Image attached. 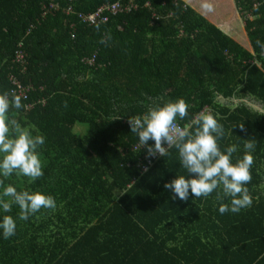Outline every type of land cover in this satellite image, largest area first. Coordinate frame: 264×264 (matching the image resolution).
Returning a JSON list of instances; mask_svg holds the SVG:
<instances>
[{
  "label": "trees",
  "instance_id": "1",
  "mask_svg": "<svg viewBox=\"0 0 264 264\" xmlns=\"http://www.w3.org/2000/svg\"><path fill=\"white\" fill-rule=\"evenodd\" d=\"M116 1L0 0V92L12 90L11 77L30 88L9 115L45 137L42 177L0 179L51 194L57 205L26 221L16 205L0 210V220L17 218L14 236L0 230V264H264V50L256 44L264 42V0H135L137 10L111 16L99 31L67 14ZM234 12L252 50L223 27ZM149 97H183L184 126L212 110L225 129L221 149L239 145L233 160L255 139L250 207L221 214L231 198L217 201L216 192L173 199L164 184L188 178L175 148L148 157L143 171L147 149L135 148L128 120ZM77 124L88 125L85 135Z\"/></svg>",
  "mask_w": 264,
  "mask_h": 264
},
{
  "label": "clouds",
  "instance_id": "2",
  "mask_svg": "<svg viewBox=\"0 0 264 264\" xmlns=\"http://www.w3.org/2000/svg\"><path fill=\"white\" fill-rule=\"evenodd\" d=\"M205 7L209 11L212 8L211 4ZM96 29L99 31V23ZM107 39H102L101 43H107ZM256 44L264 50V42L258 39ZM22 107L21 96L15 90L0 92V176L7 178L15 172L35 181L44 174L38 149L45 143V137L33 135L31 130L21 127L15 118L10 117V109ZM189 108L183 97L175 100L149 97L146 111L128 120L131 132L138 136L139 146L146 147L148 157L157 154L166 157L172 148L178 151L180 164L187 171L188 178L177 175L166 182L164 188L173 192V199L181 201L188 200L189 191L195 198H207L213 192H216L217 201L230 197V203H220L221 214L238 213L250 207L253 197L246 185L252 179L255 139L245 140L243 155L233 160L239 145L229 144L221 149L219 142L225 136V129L209 108L193 116L187 126H181L180 121L189 115ZM258 111L264 113V110ZM239 127L244 130L243 123ZM149 140L154 141V146L148 144ZM3 186L4 180L0 179V187ZM14 205L19 208L18 219L23 221L41 209H55L57 206L51 194L40 190L18 191L8 184L0 192V210L10 213ZM16 229L17 218L4 215L0 220L3 237L14 236Z\"/></svg>",
  "mask_w": 264,
  "mask_h": 264
},
{
  "label": "built area",
  "instance_id": "3",
  "mask_svg": "<svg viewBox=\"0 0 264 264\" xmlns=\"http://www.w3.org/2000/svg\"><path fill=\"white\" fill-rule=\"evenodd\" d=\"M147 7H150V4H146ZM51 8L57 9L58 6L55 4H51ZM138 9V5L136 4L135 0H117L114 3H108L101 7H99L96 11L91 13H76V11L73 9V7H70L67 9L68 15L77 14L78 18L84 23L89 26H93L96 24H103L107 23L111 16H115L119 13H130L132 11H135ZM46 14V13H45ZM156 18V17H155ZM96 55H94L91 58L86 59V63L89 65H94ZM24 59V55L21 52H18L17 54V60L21 61ZM11 84L13 86L12 90H15V92L21 96V100H28L30 96V88H26L21 82H19L17 79L11 77ZM32 108V104H27L25 109L30 110ZM184 126V125H181ZM135 146V148H137ZM159 155L157 154L155 157L157 158ZM150 163V159L146 155V164L142 165V169L145 172L148 168V165Z\"/></svg>",
  "mask_w": 264,
  "mask_h": 264
},
{
  "label": "rangeland",
  "instance_id": "4",
  "mask_svg": "<svg viewBox=\"0 0 264 264\" xmlns=\"http://www.w3.org/2000/svg\"><path fill=\"white\" fill-rule=\"evenodd\" d=\"M218 15L221 16V11L218 9L217 10ZM235 16L230 15L227 20H225V24L223 25V27H225L230 34L237 39L244 47H246L248 50H252V47L249 43V41L246 38V33L244 30V24L242 23L239 15L237 13H235ZM229 22H232V24H230ZM240 24L243 26H240ZM239 25L237 28L236 26ZM233 27V28H232ZM232 28V29H231ZM88 129V125L87 124H77L75 126V131L76 133L81 137L83 135H85Z\"/></svg>",
  "mask_w": 264,
  "mask_h": 264
},
{
  "label": "crops",
  "instance_id": "5",
  "mask_svg": "<svg viewBox=\"0 0 264 264\" xmlns=\"http://www.w3.org/2000/svg\"><path fill=\"white\" fill-rule=\"evenodd\" d=\"M238 26H239V25H237L236 28H237ZM240 26H242V25L240 24ZM242 27H243V26H242ZM232 28H233V27H232ZM232 28H231V29H232ZM243 28H244V27H243Z\"/></svg>",
  "mask_w": 264,
  "mask_h": 264
}]
</instances>
